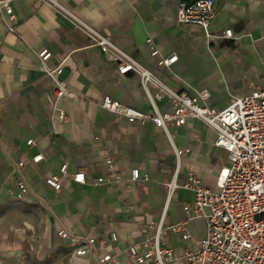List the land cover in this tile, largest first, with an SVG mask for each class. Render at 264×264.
Wrapping results in <instances>:
<instances>
[{
    "label": "crops",
    "instance_id": "1",
    "mask_svg": "<svg viewBox=\"0 0 264 264\" xmlns=\"http://www.w3.org/2000/svg\"><path fill=\"white\" fill-rule=\"evenodd\" d=\"M55 1L110 37L169 89L197 97L200 106L222 110L232 96L264 89V0H215L209 39L200 26L175 21L176 5L193 0ZM10 6L11 18L0 8V264L25 253L47 258L48 264H99L106 254L114 258L109 264H139L128 249L142 251L158 224L164 230L160 246L177 257L171 264H185L182 257L197 248L205 222H185L182 206L194 193L182 185L192 173L203 187L215 188L227 153L213 145L214 134L199 119L180 127L169 123L166 133L151 122L130 123L102 109V98L109 96L142 113L154 111L135 73L120 74L112 54L91 45L60 10L36 0H12ZM147 38L161 56L175 53L177 61L158 67ZM44 50L50 53L47 67L63 63L60 79L74 93L60 97L57 109L49 102L55 81L37 57ZM148 92L156 89L149 85ZM154 106L159 113L172 111L165 96ZM174 148L187 150L179 161ZM36 155L41 159L33 162ZM18 162L20 173L14 170ZM62 165L66 175L54 191L45 178L59 175ZM133 169L137 180L131 179ZM75 173L84 174V183L71 180ZM20 175L30 193L17 202L9 191ZM99 177L108 181L95 184ZM171 181L177 188L168 195ZM179 224L189 238L171 230ZM60 231L96 242L76 256Z\"/></svg>",
    "mask_w": 264,
    "mask_h": 264
},
{
    "label": "built area",
    "instance_id": "2",
    "mask_svg": "<svg viewBox=\"0 0 264 264\" xmlns=\"http://www.w3.org/2000/svg\"><path fill=\"white\" fill-rule=\"evenodd\" d=\"M12 0H0V8L11 18ZM54 10H60L74 27L81 31L102 52H109L118 62V72L125 74L132 71L138 77L140 85L150 99L154 111L145 114L128 107L119 101L104 96L100 106L102 109L124 117L130 123L143 125L151 122L156 128L166 132L167 124L177 127L183 126L188 119H199L207 129L214 134L213 145L227 153L228 165L222 167L216 177L215 188L203 187L198 178L192 173L186 177L182 187L191 190L194 198L190 203L182 206L185 222L201 218L205 222V235L194 250H187L182 260L185 264H264V89L253 91L241 97L232 96L229 104L222 110L208 106H200L197 97L185 93H176L164 85L151 71L130 57L128 53L115 46L110 37L101 35L82 21L72 12L63 9L55 0H36ZM215 0L180 1L176 5L175 21L177 23L195 24L200 26L209 39L208 27L214 16ZM12 31V27H8ZM264 37V24L261 26ZM223 35L231 37V32L225 30ZM146 46L153 58H158L156 65L169 68L177 61L175 53L161 56L150 38L146 39ZM44 72L55 81L53 93L55 98H49L50 104L58 108V99L62 96H73L64 80L60 79L63 63L54 68L47 67L50 53L46 50L37 55ZM149 85L156 89L155 94L148 92ZM166 97L171 105L169 113H159L154 102ZM205 98L206 94L200 92ZM61 119L63 113H60ZM167 133V132H166ZM32 144L31 140L27 141ZM186 149H175L177 161L186 152ZM40 155L32 158L38 162ZM105 163L109 170H113V161L107 158ZM23 163L14 165V170L20 173ZM66 175V166L59 168V175L45 178V184L54 191L61 188V177ZM132 180H137L138 170L130 173ZM71 180L84 183V174L75 173ZM107 179L99 177L95 184ZM168 195L177 185L174 181L166 184ZM13 200L24 201L30 193V188L20 175L15 180L14 189L9 191ZM173 232H182V238H189L181 224L171 227ZM164 232L158 224L155 234L143 243L144 249L138 251L129 247L128 256L139 264H171L177 257L172 249L163 248L159 243V236ZM61 239L70 238L72 247H75L76 256H84L88 249L94 247L96 240L91 237H70L66 231H60ZM114 258L103 255L98 259L99 264H109Z\"/></svg>",
    "mask_w": 264,
    "mask_h": 264
},
{
    "label": "rangeland",
    "instance_id": "3",
    "mask_svg": "<svg viewBox=\"0 0 264 264\" xmlns=\"http://www.w3.org/2000/svg\"><path fill=\"white\" fill-rule=\"evenodd\" d=\"M28 238H25L27 241ZM11 263L10 264H48V259H41L37 257V255L32 253H25L23 255H10Z\"/></svg>",
    "mask_w": 264,
    "mask_h": 264
}]
</instances>
